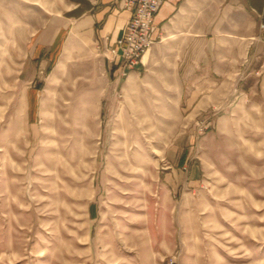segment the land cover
<instances>
[{"label": "rangeland", "instance_id": "rangeland-1", "mask_svg": "<svg viewBox=\"0 0 264 264\" xmlns=\"http://www.w3.org/2000/svg\"><path fill=\"white\" fill-rule=\"evenodd\" d=\"M63 3L0 0V264H264V72L236 126L124 135L94 63L27 62Z\"/></svg>", "mask_w": 264, "mask_h": 264}, {"label": "crops", "instance_id": "crops-1", "mask_svg": "<svg viewBox=\"0 0 264 264\" xmlns=\"http://www.w3.org/2000/svg\"><path fill=\"white\" fill-rule=\"evenodd\" d=\"M119 1L64 0L60 13L30 39L28 64L61 70L74 60L85 70L94 63L98 93L109 95L110 78L105 105L124 135L152 134L153 141L179 144L195 119L210 121L217 132L236 126L242 94L253 89H243L244 80L264 72V0H167L155 17L154 45L124 80H117L108 59L132 18ZM173 154L182 156L179 146ZM187 160L174 173L191 175L188 183L195 185L203 170L185 168Z\"/></svg>", "mask_w": 264, "mask_h": 264}, {"label": "built area", "instance_id": "built-area-1", "mask_svg": "<svg viewBox=\"0 0 264 264\" xmlns=\"http://www.w3.org/2000/svg\"><path fill=\"white\" fill-rule=\"evenodd\" d=\"M167 0H120L122 8L132 12L124 35L117 40V46L111 49L108 59L118 70L117 80L126 79L143 61L155 40L152 30L155 17ZM110 52V48H109ZM197 136L203 135L210 127V121L196 122Z\"/></svg>", "mask_w": 264, "mask_h": 264}, {"label": "trees", "instance_id": "trees-1", "mask_svg": "<svg viewBox=\"0 0 264 264\" xmlns=\"http://www.w3.org/2000/svg\"><path fill=\"white\" fill-rule=\"evenodd\" d=\"M51 71V64H50V66L48 67V72H50Z\"/></svg>", "mask_w": 264, "mask_h": 264}]
</instances>
